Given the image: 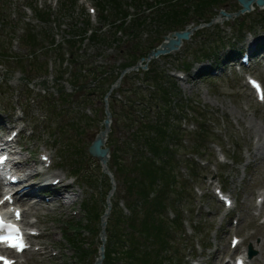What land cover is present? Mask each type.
I'll list each match as a JSON object with an SVG mask.
<instances>
[{
	"label": "rangeland",
	"instance_id": "1",
	"mask_svg": "<svg viewBox=\"0 0 264 264\" xmlns=\"http://www.w3.org/2000/svg\"><path fill=\"white\" fill-rule=\"evenodd\" d=\"M63 2L66 1L0 0V15L3 18L0 22V116L4 118L2 126L7 131L5 136L12 134L14 129H9V126L13 122L17 125L15 121L19 120L16 130L26 127L20 135L23 157L40 161L42 155H51L54 158L53 172L65 174L70 178L66 180L67 182L75 181V191L78 193V203L67 211L51 212L41 209L35 214L39 217L40 227L49 234L43 239V243L53 246L54 250L59 251V255L42 257L28 254L22 259V264L96 262L98 255L95 250L102 244V238L96 237L93 232H86L89 228H97L90 224L86 215L84 207L86 202L94 203L98 210L103 209L106 202L111 204L109 197L106 198L109 182L112 184L111 193H114L113 202L129 199L127 178L114 167L113 160L104 168L98 160L89 157L88 154V147L101 131L106 118L109 99L105 97L104 90L119 76L121 67L129 61L130 50L135 49L137 45L147 48L149 43L160 38L161 33L146 29L140 32L136 39L129 41L126 37L116 45L92 42L87 36L86 40L80 43L82 38L79 35L84 36L83 29L89 15L93 30L101 29L109 38L115 34L113 25L100 22L97 14L92 12V9L97 8L96 0H79L77 4L73 3L76 0H68L66 11L61 12ZM30 5H33V10L28 8ZM223 7H225L223 10L229 13L240 8L237 0H227ZM37 11L49 12L52 16L48 18V22L42 23L37 18ZM241 21H244L243 24L246 22L243 30L240 28ZM28 31L41 37L38 46L32 48L26 45L24 38ZM71 39L75 42L74 48L70 47L68 42ZM256 39L257 47L264 42V8H256L250 13L238 16L233 15L230 19L223 20L220 16L210 26L198 27L180 52L147 61L150 67L157 69L158 74L160 72L166 77L168 83H175L177 87L178 93L177 96H173L174 104L171 108L173 114L179 116L180 113L175 112L176 108L181 109L180 103L182 105L186 103L195 107V110L207 120L205 123L208 133L202 142L203 147L201 148L200 142H197L201 154H191L192 151L189 152L185 148L179 153L182 167H186V159L195 160L194 166L199 171V177H178L179 180L188 181L190 190L187 191V196L193 210L190 215L184 214L186 236L179 237V233L176 232L181 251V256L177 258L178 264H233L234 257L243 249H248L250 245L256 251L250 263L264 264V225L260 219L254 217L257 213L256 199L264 192V103L258 102L246 80L248 75H255L264 83V58L255 54L256 48L251 68L241 69L239 66L241 60L238 57L236 68H227L230 64H226L227 69H221L227 61L228 53L232 54L233 50L238 54L249 51V42ZM53 42L58 45L56 48L51 47ZM202 46L207 50L211 49L209 51L211 54L208 60L198 58L199 61L196 62L193 56L198 57L196 53ZM68 52L74 54L69 58V63L76 64L74 67L66 68L68 63L66 62L65 69L61 64L63 58L66 61L64 54ZM135 53L131 54L136 56ZM261 55L264 56V53ZM182 63L191 65L187 79L173 76L179 69H183ZM48 64L50 70L47 69ZM200 65L211 66L209 70L217 67L221 70L217 72L218 74H209L203 69L206 74L197 77L195 74ZM63 70L67 72L65 90L60 92L56 78ZM96 71H106L109 79L102 75L104 81H97ZM134 71L136 70H127L124 74L125 80L117 84L118 89L124 93L121 91L120 95H115L117 101L112 110L116 117L112 119V133L111 136L109 134L107 143L112 151L115 149L123 151L124 162L128 164L124 169L131 168V157L126 148L128 139H133L132 133L139 127L136 124L133 127L129 122V118H133V110L128 104L132 93L127 92L135 87H141L147 94L151 90L145 87L146 83L141 76L136 77ZM27 80L32 82L30 86ZM73 85L77 90L72 87ZM77 85L81 88L79 89ZM163 86L165 89L169 88L166 83ZM156 87L157 91L160 90L158 86ZM64 93L71 94L67 95L66 101L62 99ZM152 95L157 93L153 92ZM49 101L59 107L54 115ZM132 108L134 109L133 106ZM157 110L155 108L151 113L152 119L155 118L154 112ZM135 114L137 117L138 113ZM199 122L203 121L199 119ZM182 123L186 132H180V136L186 140L184 146L189 147L192 143L190 134L196 131V127L187 120H183ZM171 127L174 131V126ZM257 131H263L261 138L256 136ZM166 141L170 142V138ZM225 154L227 162L221 164L219 157ZM237 157L241 164L235 163ZM75 170L79 172L76 174ZM182 173L186 175L185 169ZM218 182L236 201L237 208L233 211L225 210L214 198L212 187ZM132 198L136 196L133 195ZM121 207L125 208L123 203ZM31 216L33 215L28 218ZM173 217V213L168 216L170 220ZM233 221L239 222L238 227L233 225ZM76 223L86 230L78 237L90 251L85 259L78 262L74 247L65 238V233L70 232V225ZM193 225H197V230L200 231L198 235L195 234ZM107 232L106 238L110 235ZM113 232L126 234L127 229L123 231L121 228H114ZM235 234L244 241L236 252L230 248L231 237ZM206 238H209L207 242L210 249L204 251L198 248L197 253H193V244L204 242ZM108 243L106 240L105 244ZM172 244L176 247L175 242ZM192 254L198 257L192 260ZM119 256L121 255L115 258ZM110 264L113 262L110 261ZM119 264L125 263L120 260Z\"/></svg>",
	"mask_w": 264,
	"mask_h": 264
},
{
	"label": "trees",
	"instance_id": "2",
	"mask_svg": "<svg viewBox=\"0 0 264 264\" xmlns=\"http://www.w3.org/2000/svg\"><path fill=\"white\" fill-rule=\"evenodd\" d=\"M65 1L62 3L63 10L67 6L68 0ZM107 1L116 5L117 9H121L119 0ZM226 1L183 0L182 3L171 5L170 8L172 9H169L165 14L162 13L158 19L161 20V18L165 17L162 25H167L169 30L183 29L189 23L190 12L196 18L208 21L213 15V11L221 8ZM101 8L104 10L103 7ZM141 25L142 23L138 20L132 28L137 30ZM28 39L31 44L36 40L32 33H29ZM152 72L153 76H150V78L153 81H162L161 76L157 74L155 69ZM171 88L174 89V86H171ZM171 96L172 92L169 91H163L161 94V98L166 104H171ZM130 122L136 121L130 119ZM171 133L169 118H159L147 124L144 122L133 135L138 148L136 152L130 150L133 159L131 168L126 167L124 169V166L128 164L119 156V150L116 151L112 158L118 166V170L127 178L128 198L131 200L128 199L127 206L132 210L133 214L131 217L126 218L121 213L116 212L110 220V225L112 229L114 226L119 229L121 224H126L127 234L124 232L122 234L114 233L113 236L119 244H122V247L125 244L129 246L125 255L135 264H149L152 252L162 261L163 252L169 249L170 242L168 234L165 232V222L162 214L165 212L164 203L167 200V195L171 187L177 186L178 182L174 153L169 149L170 142L166 141ZM173 133L175 137L176 131H173ZM148 151L151 152V157L148 155ZM159 182H163V186ZM153 191L156 193V197L154 200H150L149 196ZM133 195L136 198H132ZM138 208L143 211L141 216H139L140 213L137 211ZM137 224L140 226L139 229L136 228ZM72 242L76 243L77 240L72 239ZM142 244L147 249L150 244L153 247L155 245L157 247L150 250L146 249L142 252L140 251V245ZM112 253L113 251L110 249L107 258H110Z\"/></svg>",
	"mask_w": 264,
	"mask_h": 264
},
{
	"label": "water",
	"instance_id": "3",
	"mask_svg": "<svg viewBox=\"0 0 264 264\" xmlns=\"http://www.w3.org/2000/svg\"><path fill=\"white\" fill-rule=\"evenodd\" d=\"M239 2L243 5L242 13L250 11L252 9V4L256 2L260 7L264 6V0H239ZM222 14H225L222 12ZM191 32L190 31H183V32H175L170 35V37H166V41L158 48L156 51L152 52L151 56H160L163 54H167L171 51L179 49L182 45L183 40H188L190 38ZM108 114V118L105 120L106 131L100 134L94 143L89 148V152L91 157L98 158L104 164L107 162L109 157V148H103L105 145V136L107 131L109 130L110 125V114ZM103 250V249H102ZM254 253L253 251L251 252ZM102 258H104L103 252L101 254V259L98 260L96 264H101Z\"/></svg>",
	"mask_w": 264,
	"mask_h": 264
},
{
	"label": "bare ground",
	"instance_id": "4",
	"mask_svg": "<svg viewBox=\"0 0 264 264\" xmlns=\"http://www.w3.org/2000/svg\"><path fill=\"white\" fill-rule=\"evenodd\" d=\"M254 10V9H253ZM257 39L256 40H252L249 42V48L254 52L255 51V48H256V45H257ZM4 120V118L2 116H0V123H2ZM111 125V124H110ZM106 129L102 128L101 132L100 133H103L105 132ZM108 134L109 132L106 133V136H105V140L107 142V138H108ZM257 137H262L263 136V131H257ZM17 154H20L21 155V152H18ZM30 161V158H25V160H22V165H24V162H25V167L26 168H29L31 173H29V177H28V182L30 183L28 186V191L25 192L26 194L28 193H33V192H38V188H40L41 186V183L38 182L39 178H42L45 176V174H41L39 172L41 171H36L34 170L31 163H29ZM107 166V164H104ZM35 173V174H34ZM48 174V172H47ZM66 177L65 174H59L57 175L56 177L54 178H51V182L55 181L56 179H64ZM72 187V183H68V184H60L57 188H56V192L58 193L57 197L55 199L57 200H60L62 197H63V192L67 189V188H71ZM68 204H66L65 202L62 204L61 206V210H64L66 207H67ZM39 209L36 208V207H33V206H29V208L26 210V214H29V212H33L35 211V213L38 211ZM263 210L264 208L262 207L259 211L260 214L263 213ZM105 220H107V217L104 218ZM264 243V242H263ZM239 247V246H238Z\"/></svg>",
	"mask_w": 264,
	"mask_h": 264
},
{
	"label": "snow or ice",
	"instance_id": "5",
	"mask_svg": "<svg viewBox=\"0 0 264 264\" xmlns=\"http://www.w3.org/2000/svg\"><path fill=\"white\" fill-rule=\"evenodd\" d=\"M3 225H0V227H2ZM4 239H7V238H4V237H0V240H4ZM12 246L14 247H19L20 246V242L18 240H14L12 242Z\"/></svg>",
	"mask_w": 264,
	"mask_h": 264
}]
</instances>
